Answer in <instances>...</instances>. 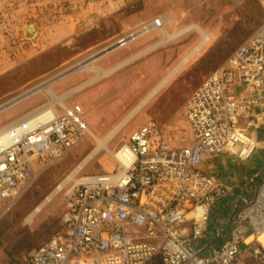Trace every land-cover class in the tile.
I'll return each mask as SVG.
<instances>
[{"label":"built area","instance_id":"built-area-1","mask_svg":"<svg viewBox=\"0 0 264 264\" xmlns=\"http://www.w3.org/2000/svg\"><path fill=\"white\" fill-rule=\"evenodd\" d=\"M257 1L264 11V0ZM160 24L158 18L150 26ZM263 91L264 20L186 99L191 142L172 147L156 122L140 125L110 152V171L57 185L60 230L20 264H143L155 253L163 264H237L246 252L264 264V177L245 205L234 207L226 237L203 242L209 210L225 188L200 169L208 155L251 154L247 127ZM50 107L14 120L17 134L0 130L2 199L15 198L35 160L62 156L88 131L78 103Z\"/></svg>","mask_w":264,"mask_h":264},{"label":"rangeland","instance_id":"rangeland-1","mask_svg":"<svg viewBox=\"0 0 264 264\" xmlns=\"http://www.w3.org/2000/svg\"><path fill=\"white\" fill-rule=\"evenodd\" d=\"M207 2L0 0V127L49 102V92L45 88L36 89L45 82H49V89L57 95L77 87L72 93L74 96L69 94L70 98L62 99L82 107L86 102L77 95L109 75L112 77H108L106 97L101 92L97 103L100 114L96 109L89 114L84 109L82 118L90 125H98L99 120L111 125L119 122L131 111L135 101L143 99L158 85L163 73L195 40L196 35L187 33L194 31L193 28L181 32L189 25L200 26L211 33L223 23L222 35L216 31L212 41L216 38L220 41L217 46L223 50L225 59L230 50L252 33L253 28L244 31L245 22L240 19L237 9L222 4L216 10ZM158 18L165 21L163 27L171 35L159 44L161 32L152 29L157 26H150ZM147 25L149 29L142 30ZM30 26H33V34L27 32ZM121 39L125 40L123 44H119ZM210 64L211 61L201 65L199 72ZM112 69L120 75H111L115 72ZM99 70L104 73L100 74ZM186 72L189 71L176 75L150 101L138 108L107 140V147L97 150L85 165L77 168L80 160L96 146L94 137L87 134L62 156H44L35 160L31 178L24 186L18 187L15 198L0 197V264L22 263L37 246L60 230L63 191L54 193L32 214L30 221L26 222L25 217L60 182L108 172L112 163L110 152L127 141L130 130L151 119L163 127L165 136L174 139L176 146L184 143L188 126L183 106L198 77L192 73L187 76ZM202 79L200 77L199 82ZM59 104L55 103V106ZM92 133L96 137L106 135L105 132ZM255 246L258 247V243ZM145 264L163 263L156 253ZM237 264L262 263L246 252Z\"/></svg>","mask_w":264,"mask_h":264},{"label":"crops","instance_id":"crops-1","mask_svg":"<svg viewBox=\"0 0 264 264\" xmlns=\"http://www.w3.org/2000/svg\"><path fill=\"white\" fill-rule=\"evenodd\" d=\"M208 3H209V6H211V7H213V5H214L216 10H218V8L222 4L223 5L226 4L229 8H231L233 10L237 9L238 12H240L238 14L239 15L241 14L240 19H242L246 24V26L244 24V26L242 27L244 29V31L251 30L252 28L254 31V29L260 24L259 23L256 26L254 24H252V22L254 21L252 14H254V9L256 7H258V9L261 10V13H262L263 18H264V11L262 10V8H261V6L257 0H208L207 4ZM164 23H165V21L161 20L160 26H157L156 28H152V29H159L161 32V39H159V41H157V44L165 42L169 38H171V35H169L168 32L163 27ZM224 27L225 26L222 23L221 28L216 29V31L218 32V35H220V34L222 35V31H223ZM190 28H193L194 31H191V32L189 31L187 33H189V36L196 35L195 40L191 44L190 43L188 44L187 49L184 50L181 53V55H179L178 59L176 61H174L171 64V66L168 67V69H167V71H165V73H163V75L161 76L160 82L153 89V90H155L154 93L151 94V92L153 91L152 90L143 99L141 98L139 101L138 100L135 101L131 107L132 108L131 111L129 113H127L126 117L124 116L122 120H120L119 122H115L112 125L109 124L108 122L102 121V120H99L98 125H96V124L90 125V124H87V122L83 119L85 121V123L87 125V129H88L86 134L88 136L90 135V136L94 137V139L96 140V146H97V139L108 140L117 130L120 129V127H122L124 125L125 121L127 122V120L136 112V110L143 105V104L140 105L142 100L146 99L144 104L147 103L148 101H150L152 99V97L156 93H158V91H160L163 87H165L168 83H170V81L176 75L180 74L181 72L185 73V71H189L188 73L186 72L187 76L190 75L191 73L198 76L197 80L194 82V84L191 85V86L196 85L192 89V91H193L213 70H215L216 68L221 66L223 64V62L226 60V58L229 56V54L232 51H234V49H235L234 48L233 50H230L229 54L226 56V58L223 59L224 58V52L219 46H217L220 41L218 42L217 38L214 41H212V39L214 38L212 35L216 34L217 33L216 31L212 32V30H211L210 31L211 33H209L208 30L205 29L208 32L207 33L204 30V28H202L200 26L189 25L186 28H184L181 32L190 30ZM154 31H157V30H154ZM181 32H179V33H181ZM205 35L207 36V38L204 37ZM242 35L245 36L246 32ZM237 36H239V34H237ZM220 39H222V38H220ZM238 40L239 39H237V41ZM157 44L153 45L152 47H155ZM171 49L175 50L174 47H171ZM209 61H211V64L208 66V68H204L203 71L199 72V70L201 69V65H203L204 63L209 62ZM195 63H197V64H195ZM187 67H189L190 69ZM115 70L118 71L117 69H115ZM115 70L112 69V72ZM99 71L101 72V70H99ZM116 71L113 72L111 75H113L114 73H116L115 75H117V76L120 75V72H116ZM119 71H121V70H119ZM103 73L104 72L102 71L100 74H103ZM108 77H112V76L109 75L106 78H103L101 80V82H99L95 85L89 86L85 92L82 91L77 95V96H81L83 101L86 102V105H84V104L82 105L83 112H84V109H86L87 113L89 114L90 112L92 113L93 109H96V110H98V114H100L99 113L100 108H97L99 106V105L97 106V103H98V101H100V98H101L100 94H102L101 92H103L105 97H106L107 91L105 89H106L107 83L109 82ZM200 77H203V79L200 80V82H199ZM101 87H103V89ZM99 88L102 89V91L97 90ZM77 89L78 88L76 87L74 89H71L72 92L69 93L67 91L68 93H65L62 95H57V93H55V92H53V93L57 96H62L63 99H68V98H70L69 94H71V96H74L72 93L75 92ZM190 89H191V87H190ZM49 94L51 96V93H49ZM58 94H61V93H58ZM188 96H187V98H188ZM62 98L58 102V101H54L53 97L51 96L49 102H47L45 105H49V107L53 106L55 111L59 112V111H61L62 106H67V105L71 104L68 102H63ZM55 103H60V104L55 106ZM72 103H74V102H72ZM183 114H184V118H185L184 106H183ZM16 119H14V120H16ZM250 119H251V121L249 123V127H247L248 128L247 134L249 136V139L252 140L254 143V149L248 157L240 158V157H236L232 153H229L227 151H223L220 153L208 155L200 166L201 170L212 175L217 180V182H219L225 188L223 194H221L217 198L216 202L214 203V205L209 210L208 219L203 226V233H204L203 242L215 241L218 243L219 240L220 241L222 240L220 238L226 237V234L230 229L229 224H230V219L232 218V213H233L234 207L236 205L243 207L245 205V201H247L253 195L258 183L264 177V91L260 97V104H259V106H257V108L255 109V111L253 113V116ZM14 120H12V121L15 122ZM12 121L8 122L7 124L13 123ZM147 121H153V120L149 119ZM147 121H145V122H147ZM145 122L141 123L140 125L144 124ZM7 124L1 126L0 128L1 129L4 128L5 126H7ZM140 125H138L135 129L130 130L128 132V136L125 140H127L129 135L133 131H135ZM157 125L160 128V131L162 133L164 140L172 147H179V146H176L175 143H173L174 139L169 138V137L167 138V136H165V133L163 131V127H161L159 124H157ZM92 132H96L98 134L101 132H105L106 135H104L103 137H96ZM190 142H191V134H190L189 129H188L186 140L180 146L186 145ZM105 147H107L106 143H105ZM107 151H109V150H107ZM84 158H82L80 160V162ZM112 165H113V161H112L111 167L108 171H110L112 169ZM188 217H189V215H188ZM252 245L255 246L256 243H253ZM255 247H257V246H255ZM154 255H156V253L153 254L150 258H148L143 264H145L150 259H152L154 257ZM159 257H160V254H159ZM160 260H161V257H160Z\"/></svg>","mask_w":264,"mask_h":264},{"label":"bare ground","instance_id":"bare-ground-1","mask_svg":"<svg viewBox=\"0 0 264 264\" xmlns=\"http://www.w3.org/2000/svg\"><path fill=\"white\" fill-rule=\"evenodd\" d=\"M27 32L29 33H31V34H33L34 33V29H33V26H30V27H28V29H27ZM205 38H207V36L205 35L204 36ZM48 85H49V82H45V83H43V84H41V85H39V86H37V88L36 89H38V88H45L46 89V91H48L49 93H51V96L53 97V99H54V101H60L61 100V98H62V96H57V95H55L53 92H51L50 91V89H49V87H48ZM50 86V85H49ZM154 91L155 90H153L152 92H151V94H153L154 93ZM69 93L70 92H72L71 90L70 91H68ZM68 92H66V93H68ZM150 94V95H151ZM149 95V96H150ZM146 101V99L145 100H142L141 101V103H140V105H142V104H144V102ZM47 106H49V105H47ZM15 123L16 122H13V123H11V124H8L7 126H5L4 128H6V127H8V128H6V129H4V128H2V129H0L1 131H4V130H7V129H12L13 131H12V133L13 134H17L18 132H19V130L15 127ZM4 129V130H3ZM5 139L6 140H8L9 139V135H5ZM106 139L105 140H99V139H97V146L92 150V152L90 153V154H88L78 165H77V168H79L82 164H84L85 162H87L88 161V159L98 150V149H100V148H103V147H105V143H106ZM68 178H69V176H68ZM64 184V182L62 181V182H60V184H58V186H62ZM57 190H58V187H56L49 195H47L43 200H42V202L38 205V206H36L35 208H34V210L32 211V213H30L29 215H27L26 217H25V221L27 222V221H30L31 220V216H32V214L35 212V211H37L38 209H39V207L40 206H42L46 201H48L51 197H52V195L54 194V193H56L57 192ZM263 236V237H262ZM261 237L262 238H260V240L263 242V244H264V235H262Z\"/></svg>","mask_w":264,"mask_h":264},{"label":"trees","instance_id":"trees-1","mask_svg":"<svg viewBox=\"0 0 264 264\" xmlns=\"http://www.w3.org/2000/svg\"><path fill=\"white\" fill-rule=\"evenodd\" d=\"M252 17L254 19L252 24H254L255 26L258 25L259 23H261L264 20L263 15L261 13V10L258 9V7H256L254 9V14H252Z\"/></svg>","mask_w":264,"mask_h":264}]
</instances>
